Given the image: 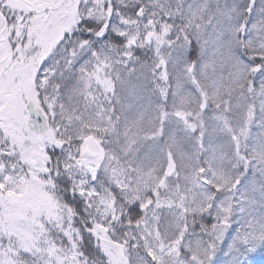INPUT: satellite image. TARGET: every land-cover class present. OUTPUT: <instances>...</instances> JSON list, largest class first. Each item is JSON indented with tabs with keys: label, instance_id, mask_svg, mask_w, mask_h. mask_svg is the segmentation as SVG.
<instances>
[{
	"label": "snow or ice",
	"instance_id": "1",
	"mask_svg": "<svg viewBox=\"0 0 264 264\" xmlns=\"http://www.w3.org/2000/svg\"><path fill=\"white\" fill-rule=\"evenodd\" d=\"M264 255V0H0V264Z\"/></svg>",
	"mask_w": 264,
	"mask_h": 264
},
{
	"label": "rangeland",
	"instance_id": "2",
	"mask_svg": "<svg viewBox=\"0 0 264 264\" xmlns=\"http://www.w3.org/2000/svg\"><path fill=\"white\" fill-rule=\"evenodd\" d=\"M254 264H264V255L257 254L253 257Z\"/></svg>",
	"mask_w": 264,
	"mask_h": 264
}]
</instances>
